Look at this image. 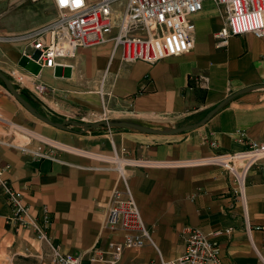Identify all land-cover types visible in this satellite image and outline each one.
Wrapping results in <instances>:
<instances>
[{
  "label": "crops",
  "instance_id": "crops-1",
  "mask_svg": "<svg viewBox=\"0 0 264 264\" xmlns=\"http://www.w3.org/2000/svg\"><path fill=\"white\" fill-rule=\"evenodd\" d=\"M192 21V50L154 65L125 64L107 43L81 48L75 59L62 61L73 67L47 68L24 55L26 45L0 42V70L58 122L132 118L185 125L230 95L264 85V37L234 36L220 48L215 34L226 18L211 0ZM13 72L25 82L17 83ZM35 80L46 93L33 91ZM5 91L0 88V166H10V184L63 252L90 258L93 249L108 251L123 240L106 222L114 192L127 183L156 247L126 250L119 264L180 257L187 228L220 232L213 241L223 264H264V234L256 229L264 224V157L248 171L243 196L235 193L233 177L210 163L214 155L245 153L249 141L264 143V90L235 98L204 127L173 136L60 130L33 120ZM39 148L53 158L31 153ZM10 215L0 191V264H46L48 246L34 230L16 232L7 225Z\"/></svg>",
  "mask_w": 264,
  "mask_h": 264
},
{
  "label": "built area",
  "instance_id": "built-area-1",
  "mask_svg": "<svg viewBox=\"0 0 264 264\" xmlns=\"http://www.w3.org/2000/svg\"><path fill=\"white\" fill-rule=\"evenodd\" d=\"M30 4L51 1L56 16L47 24L23 34L4 35L0 42L26 45L24 55L42 67H73L62 62L75 59L78 50L113 43V55L120 52L125 64L144 62L154 65L170 57L189 53L194 47L196 30L192 17L203 10L206 0H26ZM225 13L226 23L215 34L220 48L226 47L234 36L252 34L264 37V0H211ZM115 32V35H111ZM12 76L19 84L25 82L20 74ZM33 91L44 94L47 87L36 80ZM205 83V80L202 79ZM15 84V82H14ZM16 85V84H15ZM104 120V119H103ZM243 134L240 135V140ZM2 143V142H0ZM55 147L56 145L53 144ZM216 147V142H211ZM245 153L214 155L210 163L222 167L233 177L234 191L243 196L248 171L264 157V143L248 142ZM31 153L42 159L53 158L42 148ZM10 166H0V191L11 208L7 225L16 232L32 229L39 241L49 248L46 264H119L126 250H140L147 244L155 246L133 194L125 183L124 191H115L106 226L121 232L123 240L113 242L109 250L95 248L92 256L62 251L37 223L24 195L6 177ZM264 234V224L256 226ZM185 252L178 258L166 260L161 255L151 264H223L221 251L213 237L199 228H187ZM264 246V235H263Z\"/></svg>",
  "mask_w": 264,
  "mask_h": 264
},
{
  "label": "water",
  "instance_id": "water-1",
  "mask_svg": "<svg viewBox=\"0 0 264 264\" xmlns=\"http://www.w3.org/2000/svg\"><path fill=\"white\" fill-rule=\"evenodd\" d=\"M0 81L4 84L7 92L18 102L26 111H28L34 118L41 122L58 128L60 130H70L71 128L78 129L80 133L91 132L96 129L105 128L107 130L123 129L130 130L139 133L152 134V135H164L173 136L179 135L191 130L199 129L204 127L221 109L228 105L235 98L248 94L257 90H264V85H257L249 88L242 89L225 100L216 105L211 109L203 118L181 126H155L152 124L144 123L138 119L132 118H116V119H104L96 122H85L81 120H66L63 122H56L50 117L40 113L29 101H27L23 95L22 90L19 89L14 82L0 70Z\"/></svg>",
  "mask_w": 264,
  "mask_h": 264
},
{
  "label": "rangeland",
  "instance_id": "rangeland-1",
  "mask_svg": "<svg viewBox=\"0 0 264 264\" xmlns=\"http://www.w3.org/2000/svg\"><path fill=\"white\" fill-rule=\"evenodd\" d=\"M49 13L51 14V18L56 16L53 5L49 3L44 2L34 5L26 0H0V33L14 35L30 32L35 28L47 24L48 20L51 19ZM31 69L27 68L29 71ZM0 86L3 92H6V88L1 84ZM32 118L36 121L34 117ZM199 119L192 120L191 122Z\"/></svg>",
  "mask_w": 264,
  "mask_h": 264
},
{
  "label": "trees",
  "instance_id": "trees-1",
  "mask_svg": "<svg viewBox=\"0 0 264 264\" xmlns=\"http://www.w3.org/2000/svg\"><path fill=\"white\" fill-rule=\"evenodd\" d=\"M0 84L4 86V84L0 81ZM5 87V86H4ZM23 97L29 101L40 113L44 114L45 116H48L39 106V104L36 102V100L26 91L22 90ZM49 117V116H48ZM51 118V117H50ZM52 120L58 122L57 120L51 118Z\"/></svg>",
  "mask_w": 264,
  "mask_h": 264
}]
</instances>
